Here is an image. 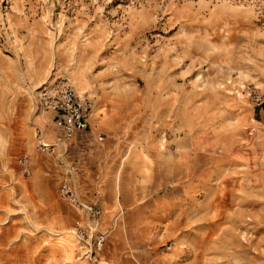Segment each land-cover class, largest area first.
<instances>
[{
    "label": "rangeland",
    "instance_id": "rangeland-1",
    "mask_svg": "<svg viewBox=\"0 0 264 264\" xmlns=\"http://www.w3.org/2000/svg\"><path fill=\"white\" fill-rule=\"evenodd\" d=\"M0 4V264H264V0ZM60 82L101 143L40 150ZM73 167L101 219L60 198Z\"/></svg>",
    "mask_w": 264,
    "mask_h": 264
},
{
    "label": "built area",
    "instance_id": "built-area-1",
    "mask_svg": "<svg viewBox=\"0 0 264 264\" xmlns=\"http://www.w3.org/2000/svg\"><path fill=\"white\" fill-rule=\"evenodd\" d=\"M38 103L43 111L53 114L56 130L60 134L57 142L53 144L45 143L41 140L39 148L42 152L54 154L59 145L67 144L79 133H88L99 142L104 140L103 133L94 130L91 126V119L95 109L94 99L79 94L67 83L60 82L42 88L39 92ZM20 163L24 172L29 174L30 169L27 159L22 158ZM72 175L73 168L66 170L62 177L59 189L60 198L78 212L88 214L90 215L88 217L94 220L98 219L99 210L95 206L88 205L82 201L73 185ZM77 224L79 225V223ZM91 231V229L78 231L76 228L75 235L81 241H84L86 237L92 236L94 238L93 248L101 250L106 241L105 234Z\"/></svg>",
    "mask_w": 264,
    "mask_h": 264
},
{
    "label": "crops",
    "instance_id": "crops-1",
    "mask_svg": "<svg viewBox=\"0 0 264 264\" xmlns=\"http://www.w3.org/2000/svg\"><path fill=\"white\" fill-rule=\"evenodd\" d=\"M91 121H92V119H91ZM91 126H92V123H91ZM92 128H93V126H92ZM94 129V128H93ZM95 130V129H94ZM97 131V130H96ZM59 135L60 134H58L57 135V137H56V140H57V138L59 137ZM91 141H95L96 143H101V142H97V140H96V138H94L92 135H90V134H88V133H79V134H77L71 141H69L68 142V145H72V144H82V145H80V147H82V148H90L92 145H91ZM88 142H90V143H88ZM84 167V172L86 171L85 170V166H83ZM80 168V167H79ZM79 168L78 167H73V175H72V177H73V185L75 186V188L77 189V191H78V184H79V182H78V179H79ZM99 171V170H98ZM97 172V171H96ZM75 173H77V175H75ZM80 173H82V170H81V172ZM98 173V172H97ZM78 176V177H77ZM62 180V179H61ZM61 182V181H60ZM60 184V183H59ZM90 185L87 181H85V180H81L80 181V186L81 185ZM59 189H60V185H59ZM78 193H79V191H78ZM80 195V194H79ZM80 198L82 199V201L84 202V203H87L88 205H91V206H95L98 210H99V212H100V215H99V218L98 219H101V216H102V210H101V207H99V205H98V202L96 201L95 203H93V202H87L86 200H84L81 196H80ZM65 202V201H64ZM66 203V202H65ZM67 205H69L68 203H66ZM70 206V205H69ZM71 208H73L72 206H70ZM77 213H78V215L80 216V218H86V217H88V216H90V215H88V214H85V213H83V212H78L75 208H73ZM98 219H96V220H98Z\"/></svg>",
    "mask_w": 264,
    "mask_h": 264
},
{
    "label": "bare ground",
    "instance_id": "bare-ground-1",
    "mask_svg": "<svg viewBox=\"0 0 264 264\" xmlns=\"http://www.w3.org/2000/svg\"><path fill=\"white\" fill-rule=\"evenodd\" d=\"M1 5V4H0ZM2 8V7H1Z\"/></svg>",
    "mask_w": 264,
    "mask_h": 264
}]
</instances>
